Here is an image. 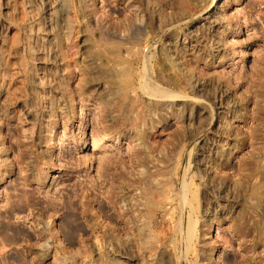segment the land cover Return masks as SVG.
Returning <instances> with one entry per match:
<instances>
[{
	"label": "rangeland",
	"instance_id": "1",
	"mask_svg": "<svg viewBox=\"0 0 264 264\" xmlns=\"http://www.w3.org/2000/svg\"><path fill=\"white\" fill-rule=\"evenodd\" d=\"M0 264H264V0H0Z\"/></svg>",
	"mask_w": 264,
	"mask_h": 264
},
{
	"label": "bare ground",
	"instance_id": "2",
	"mask_svg": "<svg viewBox=\"0 0 264 264\" xmlns=\"http://www.w3.org/2000/svg\"><path fill=\"white\" fill-rule=\"evenodd\" d=\"M148 85V84H147ZM144 89H146V88H144ZM129 91H130V89H128ZM130 93V92H129ZM129 93H126V94H129ZM165 189V188H164ZM170 190H171V188H170ZM165 191V190H164ZM172 191V190H171ZM169 195V194H168ZM166 199H170L169 198V196H168V198H166ZM171 200V199H170ZM167 201V200H166Z\"/></svg>",
	"mask_w": 264,
	"mask_h": 264
}]
</instances>
